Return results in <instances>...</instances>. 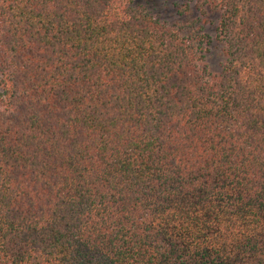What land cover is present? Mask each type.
<instances>
[{"label":"trees","instance_id":"obj_1","mask_svg":"<svg viewBox=\"0 0 264 264\" xmlns=\"http://www.w3.org/2000/svg\"><path fill=\"white\" fill-rule=\"evenodd\" d=\"M174 4L0 0V264H264V0Z\"/></svg>","mask_w":264,"mask_h":264},{"label":"rangeland","instance_id":"obj_2","mask_svg":"<svg viewBox=\"0 0 264 264\" xmlns=\"http://www.w3.org/2000/svg\"><path fill=\"white\" fill-rule=\"evenodd\" d=\"M185 0H146L150 3L151 9L159 13L164 19L175 21L178 14V8L174 3L184 4ZM142 2V0H139ZM193 18H200L203 25L204 33L210 35L211 45L208 47L206 63L213 74L221 72L226 62V51L224 44L218 39L217 27L219 24L218 14L208 12L207 16L195 14ZM1 79V77H0ZM2 89L0 88V95Z\"/></svg>","mask_w":264,"mask_h":264}]
</instances>
